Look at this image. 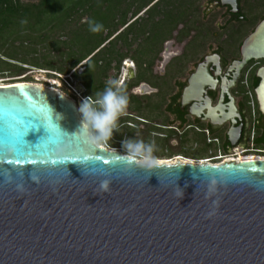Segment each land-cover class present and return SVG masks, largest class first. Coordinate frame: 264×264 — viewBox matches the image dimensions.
Here are the masks:
<instances>
[{"label": "water", "instance_id": "obj_1", "mask_svg": "<svg viewBox=\"0 0 264 264\" xmlns=\"http://www.w3.org/2000/svg\"><path fill=\"white\" fill-rule=\"evenodd\" d=\"M239 52L227 88L249 61L264 60V18ZM214 58L197 66L181 96L183 107L198 104L192 115L205 110L212 123L229 118L224 96L214 107L206 97L217 83L208 71ZM256 77L264 115V66ZM76 109L40 84L0 86V264H264V158L145 170L90 146L76 133ZM18 157L24 163L6 162ZM102 179L111 181L108 193Z\"/></svg>", "mask_w": 264, "mask_h": 264}, {"label": "rangeland", "instance_id": "obj_2", "mask_svg": "<svg viewBox=\"0 0 264 264\" xmlns=\"http://www.w3.org/2000/svg\"><path fill=\"white\" fill-rule=\"evenodd\" d=\"M17 1L28 7L41 2V0ZM61 1L65 2L67 11L65 17L61 13L57 17L54 16L55 19H48L40 27L37 26L38 20L33 19L34 15L27 16L23 19L27 21L26 24L21 25L19 19L20 25L13 33L9 36L3 34L8 37L0 42V85L23 81L53 86V82L57 81L60 90L78 103L81 102L82 96H94L96 92L102 91L106 82L119 72L124 74V69L118 68L117 72L111 64L112 69L108 70L105 80L101 72L104 65L100 67L93 65L87 79L95 83L96 88L94 85L87 86L84 83L82 77L86 65L85 61H79V57L93 48L101 38L102 32L91 33L88 30L87 20L92 19L101 23L103 28L109 25L102 33L100 41L123 34L127 37L136 35L137 38H142L147 33L152 36L149 39L151 43L156 41L157 54L167 42H170L171 50L177 52L178 56L166 63L168 75L165 89L166 95L169 96L175 92L174 79L185 81L204 54L220 51L227 61L236 58L242 39L264 17V0H241L247 21L240 24L228 23L221 10L205 16L209 0H160L149 11L145 9L154 0H123L119 4L114 2L109 3L110 5L108 2L100 4L101 0ZM151 10L153 11L149 15ZM134 19L135 22L128 26ZM154 35L157 37L154 38ZM9 52H13L12 55L19 61L6 58L4 54ZM109 59L105 57L103 61ZM111 59L112 62L119 60L112 57ZM126 60H132L134 64L145 61L144 58L137 57ZM125 72L127 73L126 68ZM99 82H104V86L99 87ZM169 118L167 116V119ZM123 128L112 134L108 141L109 146L122 151L120 143L125 139L154 141L153 155L156 160L182 157L183 160L202 161L215 156L218 149H223L220 138L219 144L208 145L206 138L193 133L180 135L166 132V135H162L161 131L148 127L133 133L130 129Z\"/></svg>", "mask_w": 264, "mask_h": 264}, {"label": "flooded vegetation", "instance_id": "obj_3", "mask_svg": "<svg viewBox=\"0 0 264 264\" xmlns=\"http://www.w3.org/2000/svg\"><path fill=\"white\" fill-rule=\"evenodd\" d=\"M237 1L238 6L237 9H235L230 3L222 4L220 0H209L204 15L209 16L212 12L221 10L223 17L227 18L228 23H244L247 21V18L243 12L241 0ZM158 2H160V0L152 1L147 5L145 11L152 9ZM234 10H236V12H234ZM263 18L264 17L260 20ZM135 20L136 19L132 20L128 26L134 23ZM255 26L242 41L253 31ZM131 28H133V26ZM151 37L152 36H149L147 33L144 34L142 38H137L136 35H130L128 37L126 35H114L104 40L92 53H96L99 58H102L99 64H103L104 68L107 61L105 62L103 59L105 57H112L119 59L118 62L113 61L111 63L114 65L113 69H116L114 67L118 66L117 68H126L127 70L126 74H123V72L121 74V72L116 69L119 74L113 78L118 81L120 80V84L123 86L129 98L126 113L117 121V129L113 133L123 127L125 129H130L133 133L140 131L143 127H148V129L154 128L157 131H161L162 133L160 134L162 135H166V132H175L180 135L184 133H193L204 138L209 136L222 139V147H224V151H227L231 146L229 138L237 140V144L246 145L250 130L253 129L255 137L261 139L262 148L260 149L264 150V115L259 111L255 96V89L260 81L256 77V72L260 67L264 66V60L249 61L240 70L238 77L234 80V84L230 88H227L228 82L233 80L235 75V70L233 69L231 71L230 68L233 66L234 62L240 60L239 48L242 41L238 46L237 57L229 61H227V58L223 56L220 51L204 54L195 64L193 70L189 72L185 81L178 80L177 78L174 79L173 86L175 92L167 96L165 89L168 75L166 63L178 56V53L172 51L170 47L171 43L167 42L163 49L157 54L155 50L156 39L153 40L155 43H151L149 40ZM156 37L157 36L154 35V38ZM135 57L144 58L145 61L134 64L131 60L130 62L133 64V67L124 66L127 58L133 59ZM207 57L213 58L215 63L216 59L214 57H217L218 60L217 64L212 62V64L208 66L209 74L217 83L214 88H206V97H208L212 107H214L218 105L220 99L224 96L222 103L226 109L224 113L229 114V118L225 119L220 117L215 123H212L209 119H204V115L206 114L205 110L198 116H194L190 113L192 104L198 106L197 103L192 102L190 105L184 107L181 104L182 92L187 85L189 76L195 72L199 64L205 62ZM179 72L180 70H178L177 73ZM106 78V75L105 77L103 76V79L106 80ZM222 80H225V83H222ZM98 86L103 87L104 82H99ZM64 94L67 95V93ZM229 96L233 98L235 107V111L231 113L228 111L230 103ZM85 97L88 96H82V98ZM74 102L76 101L74 100ZM76 103L79 104L78 102ZM152 113L153 116L151 117ZM217 113L219 114V112ZM167 116L170 118L167 119ZM104 145L113 148L109 146L108 142ZM116 151L123 154L121 150Z\"/></svg>", "mask_w": 264, "mask_h": 264}, {"label": "clouds", "instance_id": "obj_4", "mask_svg": "<svg viewBox=\"0 0 264 264\" xmlns=\"http://www.w3.org/2000/svg\"><path fill=\"white\" fill-rule=\"evenodd\" d=\"M20 23L23 25L27 21L21 20ZM87 24L91 33H98L103 28L101 23L92 19H88ZM128 103V95L120 82L116 79L108 80L102 91L81 100L76 109L80 116L79 128L76 133L82 135L92 147L107 144L117 129V121L126 113ZM57 116L59 119L61 118L59 115ZM120 147L125 163L136 164L145 170L156 167V158L153 155L154 141L125 139L121 141ZM110 185L109 179H102L99 182V188L103 194L109 192ZM180 198H182V194Z\"/></svg>", "mask_w": 264, "mask_h": 264}, {"label": "trees", "instance_id": "obj_5", "mask_svg": "<svg viewBox=\"0 0 264 264\" xmlns=\"http://www.w3.org/2000/svg\"><path fill=\"white\" fill-rule=\"evenodd\" d=\"M47 1L48 0H41L39 4L31 5L28 7V6L21 5L20 3H18L17 0H0V42L5 40L11 33H13L16 30V27L20 25L18 22L19 19L23 20L27 16L30 17L31 15H34L35 17L33 19L38 20L37 26L41 27L48 21V19H55L54 16L57 17V15L61 13L64 14V17L66 16L67 11L64 6L65 4L64 1H61V0H49V2ZM121 1L123 0H101L100 4H104L107 2L108 4L109 3L114 4V2H116V4H119ZM152 11L153 10L149 12V15L152 13ZM107 27H109V25ZM107 27L101 30L102 31L101 38L94 44L93 48L91 47L82 56L79 57V61L81 62L85 61L86 66H85V71L83 72L82 79L87 86L94 85V87L96 88L95 83L93 84L92 81L90 80L88 81L87 76H88V73L91 72L90 69L93 65H94L93 67H100L99 61H101L102 58H99V56L96 53L95 54H92V53L103 42L100 40L102 39V33L105 31ZM3 34H6L8 36L5 37V35ZM123 35H126V34H123ZM12 54L13 52H9V53L4 54V56L10 60L19 61L15 59V57ZM111 63H112V59L110 58L107 61L105 68H102L101 70L103 76L107 74L109 69H112ZM59 71H63V70H59ZM255 145L256 147L262 148L261 139L256 138ZM222 148L223 150H225L224 147Z\"/></svg>", "mask_w": 264, "mask_h": 264}, {"label": "built area", "instance_id": "obj_6", "mask_svg": "<svg viewBox=\"0 0 264 264\" xmlns=\"http://www.w3.org/2000/svg\"><path fill=\"white\" fill-rule=\"evenodd\" d=\"M75 94L78 97H80L76 92H75ZM82 99L83 98H81V100ZM255 139H256L255 132L253 129H251L250 134L246 140V145H241V144L231 145L227 151H224L223 149L220 148L217 150V154L215 156L208 158V159H205L203 161H206V162L211 163V164H219V163H222L226 160H231L234 157H237L239 154L252 155V156H255V158H258V157L263 158L264 157V150L257 148L255 146ZM206 143L208 145H214V143L219 144L218 138L209 137V136H206ZM100 147H104L108 150L115 149V148L107 147L104 144L103 145L100 144ZM256 156H258V157H256ZM235 160H237V159H235Z\"/></svg>", "mask_w": 264, "mask_h": 264}, {"label": "bare ground", "instance_id": "obj_7", "mask_svg": "<svg viewBox=\"0 0 264 264\" xmlns=\"http://www.w3.org/2000/svg\"><path fill=\"white\" fill-rule=\"evenodd\" d=\"M225 2H228V1H230V0H224ZM125 67H133V64L130 62V61H126L125 62V65H124ZM124 74H126V72H125V69H124ZM36 84V83H35ZM41 86H43V87H47V88H49V89H52V90H57V91H59V92H63V91H61L60 90V88L58 87L59 86V82H57V81H55V82H53V86H44V85H42V84H40ZM0 86H3V85H0ZM64 93V92H63ZM67 96V95H66ZM69 97V96H68ZM70 98V97H69ZM80 104V103H79ZM79 104H77L76 103V108H78V106H79ZM80 117V116H79ZM97 146H100V145H97ZM113 150H117V149H113ZM256 157H258V156H256ZM258 158H261V157H258ZM264 158V157H263ZM235 159H237V160H241V159H256L255 158V156H252V155H245V154H239L237 157H234L233 158V160H235ZM178 161H180V162H185V163H194V162H206V161H200V160H198V161H192V160H189V159H185V160H183V158L182 157H174L173 159H165V160H156V164H163V163H167V164H173V163H175V162H178Z\"/></svg>", "mask_w": 264, "mask_h": 264}, {"label": "snow or ice", "instance_id": "obj_8", "mask_svg": "<svg viewBox=\"0 0 264 264\" xmlns=\"http://www.w3.org/2000/svg\"><path fill=\"white\" fill-rule=\"evenodd\" d=\"M17 152H19V148L17 149ZM7 163H15V164H21V163H24V161L22 159H20L19 157L15 160V161H6ZM28 163H35V161H27ZM104 163H108V161H104Z\"/></svg>", "mask_w": 264, "mask_h": 264}]
</instances>
